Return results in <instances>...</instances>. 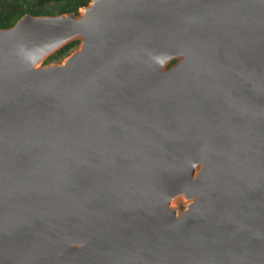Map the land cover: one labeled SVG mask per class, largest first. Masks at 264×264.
Instances as JSON below:
<instances>
[{"label":"water","instance_id":"1","mask_svg":"<svg viewBox=\"0 0 264 264\" xmlns=\"http://www.w3.org/2000/svg\"><path fill=\"white\" fill-rule=\"evenodd\" d=\"M216 1L0 27V264H264V0Z\"/></svg>","mask_w":264,"mask_h":264},{"label":"trees","instance_id":"2","mask_svg":"<svg viewBox=\"0 0 264 264\" xmlns=\"http://www.w3.org/2000/svg\"><path fill=\"white\" fill-rule=\"evenodd\" d=\"M91 0H0V27L13 26L24 14L54 15L79 12V8ZM80 41L68 42L45 59V64L61 62L79 46ZM176 61L174 59L172 62Z\"/></svg>","mask_w":264,"mask_h":264},{"label":"flooded vegetation","instance_id":"3","mask_svg":"<svg viewBox=\"0 0 264 264\" xmlns=\"http://www.w3.org/2000/svg\"><path fill=\"white\" fill-rule=\"evenodd\" d=\"M216 2L217 3L220 2L219 5L215 6V8H214L216 14L221 13V14L226 15V13H229V16L228 15H226V16H228L229 20L232 21L233 23L234 22L237 23V21L239 19H241L242 13L239 11L240 7H238L235 0H233V2H232V0H229V1L217 0ZM172 63H174V62H171L170 64H172ZM181 207H183V206H181Z\"/></svg>","mask_w":264,"mask_h":264},{"label":"rangeland","instance_id":"4","mask_svg":"<svg viewBox=\"0 0 264 264\" xmlns=\"http://www.w3.org/2000/svg\"><path fill=\"white\" fill-rule=\"evenodd\" d=\"M44 61H45V60H44ZM43 64H45V62H43ZM179 205H180V206H184L182 201H180V204H179Z\"/></svg>","mask_w":264,"mask_h":264}]
</instances>
